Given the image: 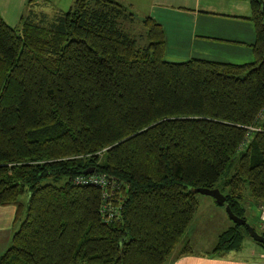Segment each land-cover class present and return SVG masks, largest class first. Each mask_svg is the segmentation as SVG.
I'll return each instance as SVG.
<instances>
[{
	"label": "trees",
	"instance_id": "16d2710c",
	"mask_svg": "<svg viewBox=\"0 0 264 264\" xmlns=\"http://www.w3.org/2000/svg\"><path fill=\"white\" fill-rule=\"evenodd\" d=\"M249 4L244 65L167 62L161 26L145 17L131 34L136 15L116 0H75L17 28L0 17V206L18 222L0 264H167L196 188L219 189L247 222L245 198L264 201V0ZM89 169L119 185L111 221L101 189L73 183ZM245 236L235 224L211 255Z\"/></svg>",
	"mask_w": 264,
	"mask_h": 264
},
{
	"label": "crops",
	"instance_id": "0c3cea01",
	"mask_svg": "<svg viewBox=\"0 0 264 264\" xmlns=\"http://www.w3.org/2000/svg\"><path fill=\"white\" fill-rule=\"evenodd\" d=\"M27 1L0 0V17L7 26L17 28L21 17L52 19L56 13L69 10L75 0H42L30 6ZM116 1L130 5L137 18L136 23L150 17L161 26L165 37L164 59L167 62L181 63L201 59L244 65L254 61L251 46L255 42V29L248 20L251 14L249 0ZM131 30L132 27L129 31ZM247 200L243 202L246 218ZM214 204L219 206L215 202ZM207 212L219 223V230L209 233L206 246L210 250L194 252L183 236L178 243L179 249L174 250L167 264H264V253L248 248L243 243L239 250L212 256L218 236L232 228L233 223L224 209H216L213 203L207 206ZM15 215V206H0V255L8 248L12 235L18 229ZM185 247L190 253L178 256Z\"/></svg>",
	"mask_w": 264,
	"mask_h": 264
},
{
	"label": "rangeland",
	"instance_id": "374dc122",
	"mask_svg": "<svg viewBox=\"0 0 264 264\" xmlns=\"http://www.w3.org/2000/svg\"><path fill=\"white\" fill-rule=\"evenodd\" d=\"M73 4V3H72ZM131 34L135 36H139L141 34H145V29L143 25L139 22H137L133 27L132 30L130 31ZM142 43H145V39L141 38L140 39ZM140 42V43H141ZM264 117V110L262 111L260 115V119ZM104 155L100 156V161H103ZM198 201H199V207L197 210V213L194 216V219L192 223L190 224L189 228L186 230L184 234V240L188 241L190 243V246L194 252H204V251H209L208 247L206 246L207 240L209 239V233L219 230L218 229V221L213 218L210 213L207 212V206L212 204L216 209H223L221 206H216L214 204V200L205 195H200L198 194L197 196ZM247 204H248V217L247 223L254 227L257 232H264V223L261 221V213L259 210L260 205H264V201H260L258 203H253L249 198ZM212 207V206H211ZM225 213V211H224ZM235 224H232V227ZM244 245H248V248H253L258 252H263L264 249L257 244L253 239H251L248 236H245L243 242ZM179 245L176 247V251L179 249Z\"/></svg>",
	"mask_w": 264,
	"mask_h": 264
},
{
	"label": "built area",
	"instance_id": "2783aa9c",
	"mask_svg": "<svg viewBox=\"0 0 264 264\" xmlns=\"http://www.w3.org/2000/svg\"><path fill=\"white\" fill-rule=\"evenodd\" d=\"M252 129V128H249ZM78 186H94L98 187L102 191L103 205L101 213L106 217L107 221L117 217L119 211V199H118V183L102 174L91 173L83 176L76 177L73 181ZM117 203H114V201ZM261 213V221L264 223V205L259 206Z\"/></svg>",
	"mask_w": 264,
	"mask_h": 264
},
{
	"label": "water",
	"instance_id": "95a60500",
	"mask_svg": "<svg viewBox=\"0 0 264 264\" xmlns=\"http://www.w3.org/2000/svg\"><path fill=\"white\" fill-rule=\"evenodd\" d=\"M94 169H89L85 171V174L93 173ZM193 193L205 195L211 197L217 205H224V211L229 218V220L239 226H245L248 232V235L251 239H253L256 243L261 244L264 247V236L260 235L254 227L250 226L245 219L236 216L230 207L225 204L226 198L225 196L219 191V189H206V188H196L193 189Z\"/></svg>",
	"mask_w": 264,
	"mask_h": 264
}]
</instances>
